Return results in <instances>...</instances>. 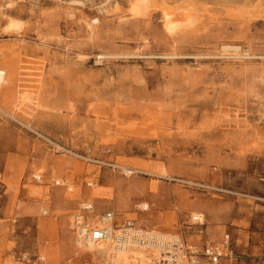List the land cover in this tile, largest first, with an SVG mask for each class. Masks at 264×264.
I'll list each match as a JSON object with an SVG mask.
<instances>
[{"label": "rangeland", "instance_id": "rangeland-1", "mask_svg": "<svg viewBox=\"0 0 264 264\" xmlns=\"http://www.w3.org/2000/svg\"><path fill=\"white\" fill-rule=\"evenodd\" d=\"M130 8L0 0V264H111L76 245L84 200L181 236L180 264L226 233L229 264H264V246L248 249L264 240V19L197 13L169 33L160 12Z\"/></svg>", "mask_w": 264, "mask_h": 264}, {"label": "bare ground", "instance_id": "bare-ground-1", "mask_svg": "<svg viewBox=\"0 0 264 264\" xmlns=\"http://www.w3.org/2000/svg\"><path fill=\"white\" fill-rule=\"evenodd\" d=\"M130 3V11L134 16H143L152 11H158L164 21L166 30L169 33H173L180 21L188 24L192 21L193 15L197 13H203L211 18H218L219 15L233 16L237 18H244L249 21L256 19H264V0H127ZM94 22H98V19H94ZM15 24V22L13 23ZM183 24V23H182ZM224 50H238L239 47L235 45H224ZM11 68L0 67V86L9 83L11 80ZM123 167L126 174L130 175L136 172V169L129 166ZM165 175V174H164ZM72 188V187H71ZM90 200L101 198V190L98 186L94 185L91 192L88 194ZM92 203V202H91ZM144 208L148 205L143 204ZM192 218L200 220L202 222V214H193ZM94 224H99L98 219L92 220ZM151 233L156 236L162 235L157 230H152ZM115 234L121 235L120 230H115ZM118 241V242H117ZM76 245L79 247L86 246L87 248L97 251L105 255L111 262V264H131L133 258L141 257V264L149 262V258L142 254V244L139 243H122L116 238L109 237L108 240L91 242L86 245L84 240L75 235ZM153 250L156 249L160 256L165 257L167 263L165 264H180V260L185 256L174 259L170 256L163 254L160 248L153 246ZM176 261V262H175ZM158 264V263H156Z\"/></svg>", "mask_w": 264, "mask_h": 264}, {"label": "built area", "instance_id": "built-area-1", "mask_svg": "<svg viewBox=\"0 0 264 264\" xmlns=\"http://www.w3.org/2000/svg\"><path fill=\"white\" fill-rule=\"evenodd\" d=\"M36 179L43 182L41 175L36 176ZM55 184L71 189L68 181L64 179L56 180ZM94 219H98L99 224H94L92 221ZM198 222L201 221L198 220ZM71 228L76 236L78 235L84 240L86 245L91 242L97 244L111 237L120 240L122 243H138L139 241L140 244L148 247H158L163 254L174 259L182 257L187 251L186 244L181 236L162 233V235L156 236V234L151 233V230L140 228L134 219L128 218L123 222H119L118 214L113 210L97 212L95 205L85 200L79 203L77 211L73 214ZM116 229L120 230L122 234H115ZM199 253L207 257L209 264H229V261L237 260V253L234 250L229 233L224 234L221 243L217 245H207L203 251H199L197 248L188 251L189 264L197 262Z\"/></svg>", "mask_w": 264, "mask_h": 264}, {"label": "crops", "instance_id": "crops-1", "mask_svg": "<svg viewBox=\"0 0 264 264\" xmlns=\"http://www.w3.org/2000/svg\"><path fill=\"white\" fill-rule=\"evenodd\" d=\"M252 240H254V246H251L250 248H248L249 250H253L252 248L254 247L255 248H263L264 246V240H262V238L258 235V236H253L252 237ZM258 241V243H257ZM253 243V241H252ZM247 250V249H246Z\"/></svg>", "mask_w": 264, "mask_h": 264}]
</instances>
